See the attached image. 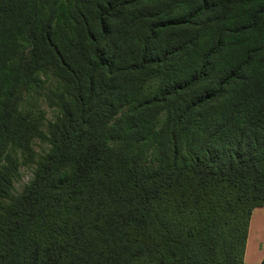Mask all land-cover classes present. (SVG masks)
Here are the masks:
<instances>
[{
  "label": "trees",
  "instance_id": "16d2710c",
  "mask_svg": "<svg viewBox=\"0 0 264 264\" xmlns=\"http://www.w3.org/2000/svg\"><path fill=\"white\" fill-rule=\"evenodd\" d=\"M29 1L0 0V26ZM76 7L69 31L50 17L33 36L65 90L48 135L0 102V264H244L264 205V0ZM26 126L50 148L13 197Z\"/></svg>",
  "mask_w": 264,
  "mask_h": 264
},
{
  "label": "rangeland",
  "instance_id": "374dc122",
  "mask_svg": "<svg viewBox=\"0 0 264 264\" xmlns=\"http://www.w3.org/2000/svg\"><path fill=\"white\" fill-rule=\"evenodd\" d=\"M93 2L30 0L27 6L31 7V13L24 10L19 16H14L11 24L4 21L0 26V102L9 98L14 103L12 108L15 116L26 118L32 123L39 121L40 129L46 136L50 123L59 114L54 102L58 101V96L64 95L65 90L50 66L38 69L32 64L33 36L38 33L41 23L50 17L55 18L53 22L58 27L57 34L69 31L64 24L65 18L69 14H78L77 5H81L91 16ZM152 85L156 83L152 82ZM164 121L165 115L162 114L159 126ZM23 133L21 143L8 144V150L17 162L11 191L13 197L20 196L33 181L38 163L50 148L48 141L37 137L29 126L24 128ZM4 202L8 203L9 200Z\"/></svg>",
  "mask_w": 264,
  "mask_h": 264
},
{
  "label": "crops",
  "instance_id": "0c3cea01",
  "mask_svg": "<svg viewBox=\"0 0 264 264\" xmlns=\"http://www.w3.org/2000/svg\"><path fill=\"white\" fill-rule=\"evenodd\" d=\"M264 258V205L254 209L248 230L244 264H261Z\"/></svg>",
  "mask_w": 264,
  "mask_h": 264
}]
</instances>
